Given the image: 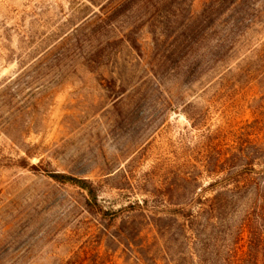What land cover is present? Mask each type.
Listing matches in <instances>:
<instances>
[{"label":"rangeland","instance_id":"374dc122","mask_svg":"<svg viewBox=\"0 0 264 264\" xmlns=\"http://www.w3.org/2000/svg\"><path fill=\"white\" fill-rule=\"evenodd\" d=\"M263 169L264 0H0V264H192Z\"/></svg>","mask_w":264,"mask_h":264},{"label":"trees","instance_id":"16d2710c","mask_svg":"<svg viewBox=\"0 0 264 264\" xmlns=\"http://www.w3.org/2000/svg\"><path fill=\"white\" fill-rule=\"evenodd\" d=\"M54 178L63 183H72L95 198L92 188L85 181L67 176H54ZM262 179L264 182V169ZM234 199H246V204L250 202L249 208L246 210L248 212L236 232L235 238L230 241V244L225 243L227 246H220L218 250L212 244L203 243L202 251L195 252L196 250H194L190 255L192 264H264V187L249 190L242 196H234ZM197 203L203 204L202 199L198 198L191 204L189 212ZM220 226L219 224L211 229L215 230ZM220 239L225 241V235ZM194 258H196V263H194Z\"/></svg>","mask_w":264,"mask_h":264}]
</instances>
